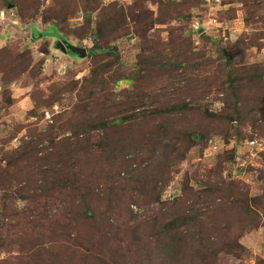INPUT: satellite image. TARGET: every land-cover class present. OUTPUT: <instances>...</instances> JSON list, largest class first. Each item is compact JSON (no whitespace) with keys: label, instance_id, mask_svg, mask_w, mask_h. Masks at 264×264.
Wrapping results in <instances>:
<instances>
[{"label":"trees","instance_id":"16d2710c","mask_svg":"<svg viewBox=\"0 0 264 264\" xmlns=\"http://www.w3.org/2000/svg\"><path fill=\"white\" fill-rule=\"evenodd\" d=\"M41 1L34 0L32 8H20L18 3L20 17L39 18ZM81 4L98 10L99 0H55L41 21L57 28L59 42H66V35L93 41L88 52L90 76L69 85L86 101L84 109L78 110L83 114L64 112L55 124L43 131L34 130L17 149L3 153L0 242L21 245L14 259L18 264H193L194 256H186L194 252L199 255L197 264H221V257L234 256L242 246L233 242L226 227L218 228L220 219L228 217V207L217 206L220 212L212 210V200L217 203L229 191L228 201L235 211L254 215L248 193L239 184L224 181L219 166L210 171L217 172L218 183L207 181L195 191L186 179L180 198L163 202L162 195L188 153L198 147L207 150L219 130L228 132L234 121L239 128H262L264 67L236 64V58L243 54L239 51L235 57L221 54L225 67L221 75L214 73L213 79L224 108L214 112L203 104L211 85L181 69L185 64L188 69L203 68L204 64H193L194 57L187 54L181 57L182 62L173 60L168 51L145 49L142 44L147 39L134 32L143 39L141 52L130 75L122 74L120 53L109 47L101 14L96 30L91 29V16L77 30L70 29V16ZM32 64L29 50L17 53L1 49L3 84L20 80ZM170 73L172 76L163 82ZM128 79L134 86L118 90L117 84ZM238 127L233 134L241 138ZM64 131L66 135H61ZM58 191L61 195L56 198ZM39 196L43 206L47 203L52 207L42 215L28 206L12 204L10 208L13 201L25 203ZM151 207L156 208L152 215L144 212ZM49 217L58 220L54 231L47 226ZM18 218L29 221L21 228ZM34 222L42 226V235L47 232L50 237L30 235L28 227ZM9 227L16 230L18 239L16 234L5 233H11ZM219 232L231 240L227 243ZM0 264L13 262L0 260ZM257 264H264V260Z\"/></svg>","mask_w":264,"mask_h":264},{"label":"rangeland","instance_id":"374dc122","mask_svg":"<svg viewBox=\"0 0 264 264\" xmlns=\"http://www.w3.org/2000/svg\"><path fill=\"white\" fill-rule=\"evenodd\" d=\"M17 1L0 0V50L10 48L17 53L29 50L39 70L35 71L32 64L28 74L6 85L0 74V160L4 152H12L24 140L30 139L34 130L47 129L64 112L75 114L84 109L82 106L86 105V101L78 97V91L70 90L69 85L90 76L92 59L88 52L94 46L92 39L80 40L73 35H66L65 47L71 45L84 49L87 56L80 57L62 50L57 28L43 25L41 21L42 14L55 5V0H42L41 13L34 20L22 19L16 7L19 3L20 8H32L34 0ZM97 8L90 10L89 5L81 4L78 12L70 16V29L77 30L91 16V29L96 30V19L101 14L109 47L120 53L122 74L130 75L141 52L143 39L133 35L134 32L141 33L147 39L148 42L142 44L145 49L168 51L173 60L182 61L181 57L186 54L188 58L194 57L193 64L201 62L205 67L188 69L190 67L185 64L181 69L189 75L197 74L198 78L206 79L211 85L207 88V101L203 104L207 103V108L214 112L224 108L222 95L218 94L214 82V76L221 75L222 67H225L221 54L225 52L235 57L239 51L243 54L236 58V64L264 67V0H117L111 3L99 0ZM86 31L90 32V29ZM171 76L170 73L162 81L165 82ZM133 86L134 82L128 79L119 82L116 87L122 90ZM81 114L83 112L78 113ZM260 125L261 129L251 125L239 128L234 121L230 123L228 132L226 129L224 133L219 130V134L211 137V143L204 152L199 147L192 149L173 173L162 195L163 202H172L182 196L186 179H189L191 188L199 191L201 184L207 181L218 183L220 177L228 183L239 184L248 193V204L254 215H242L235 211L234 205L228 201L229 191L217 203L212 200V210L220 212L218 207H228V217L220 219L218 228L226 227L232 234L233 242L242 246V249L235 250L234 256L221 257V264H257L259 260H264V122ZM235 127L241 129V138L233 134ZM62 134L66 135V131ZM254 141L257 144L251 145ZM219 166L222 167L219 170L220 177L217 172H210ZM59 195L58 191L56 198ZM257 199L255 205L254 200ZM27 202L13 201L10 208L12 204H18L21 208L28 206L40 215L43 210L48 212L52 208L47 203L43 206L41 196ZM58 203L56 199V205ZM132 209L135 213H141L136 207ZM155 210L151 207L144 212L152 215ZM18 219L21 228L29 221L28 218L24 221ZM46 223L52 231L58 228V220L54 218L49 217ZM9 228L11 233H5L16 234L15 239H18L16 230ZM28 230L30 235L50 237L47 232L43 235L40 233L43 229L38 222L29 225ZM219 237L227 243L228 239L231 240L230 236L228 238L225 235V239L221 237L220 232ZM3 245L0 242V260L18 264L14 259L19 255L21 245ZM186 257H192L193 264H197L199 255L194 252L188 253Z\"/></svg>","mask_w":264,"mask_h":264},{"label":"water","instance_id":"95a60500","mask_svg":"<svg viewBox=\"0 0 264 264\" xmlns=\"http://www.w3.org/2000/svg\"><path fill=\"white\" fill-rule=\"evenodd\" d=\"M64 44H66V43L65 42L64 43L60 42L62 50L66 51V52H71V53H73L75 55H78L80 57H86L87 56V51L86 50L80 49V48H77V47L71 46V45L68 48H66Z\"/></svg>","mask_w":264,"mask_h":264},{"label":"built area","instance_id":"2783aa9c","mask_svg":"<svg viewBox=\"0 0 264 264\" xmlns=\"http://www.w3.org/2000/svg\"><path fill=\"white\" fill-rule=\"evenodd\" d=\"M104 3H111V2H115V1H117V0H102ZM196 29H198V26H196ZM257 144V142L256 141H254V142H252L251 143V145H256Z\"/></svg>","mask_w":264,"mask_h":264},{"label":"flooded vegetation","instance_id":"af4514ba","mask_svg":"<svg viewBox=\"0 0 264 264\" xmlns=\"http://www.w3.org/2000/svg\"><path fill=\"white\" fill-rule=\"evenodd\" d=\"M67 53H69V52H67Z\"/></svg>","mask_w":264,"mask_h":264}]
</instances>
